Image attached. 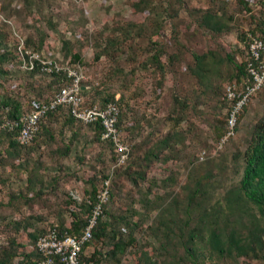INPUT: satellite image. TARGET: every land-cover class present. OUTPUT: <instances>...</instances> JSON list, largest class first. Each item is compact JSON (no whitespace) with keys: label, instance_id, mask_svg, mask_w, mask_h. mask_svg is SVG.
<instances>
[{"label":"trees","instance_id":"16d2710c","mask_svg":"<svg viewBox=\"0 0 264 264\" xmlns=\"http://www.w3.org/2000/svg\"><path fill=\"white\" fill-rule=\"evenodd\" d=\"M43 2L23 0L19 12L26 17L38 13L51 32L62 33L55 20L59 11L51 4L41 8ZM192 2L130 1L133 12L145 17L107 24L91 61L78 50L85 43L83 34L71 38L63 33L59 51L46 50L49 36L37 19L32 26L38 37L22 33L25 50L39 56L32 69L22 67L14 28L8 20L0 21V122L15 124L0 130V208H8L0 210V264H41L46 257L38 249V239L54 230L60 237H80L98 204L92 237L82 248L87 264H264V84L237 113L235 133L222 142L238 100L228 99L227 87L245 89L253 83L250 63L258 67L250 46L255 39L264 41V0ZM231 34L236 35L234 44L226 40ZM40 59L86 74L84 107L104 109L117 103L120 137L130 144L125 162H118L113 139L103 138L101 120L83 123L69 106L42 118L29 143L19 141L22 118L32 102H50L69 82L65 71L49 70ZM139 69L152 74L153 96L144 99L147 108L155 109L152 119L146 107L143 112L135 109L124 93L117 98L114 89ZM15 80L25 83L10 87ZM256 97L262 113L242 132L243 120L256 109L251 104ZM60 117L72 136L55 152L50 148L57 139L52 124ZM82 127L88 131L82 132ZM77 141L93 143L100 151L89 154V160ZM43 146L49 147V154L52 151V166L31 158ZM70 155L74 163L65 161ZM72 164L77 170L70 172ZM161 166L167 176H150ZM48 167L58 172L49 176L50 184L43 171ZM183 168L186 181L178 192ZM17 169L26 176L20 177L19 188H13ZM76 176L83 183L78 185L79 198L60 184ZM107 179L109 196L101 202L99 193ZM17 180L18 176L14 183ZM220 189L224 193L216 200ZM37 205L46 212L35 213ZM22 232L27 242L21 240ZM52 259L50 264H64L58 256Z\"/></svg>","mask_w":264,"mask_h":264},{"label":"rangeland","instance_id":"374dc122","mask_svg":"<svg viewBox=\"0 0 264 264\" xmlns=\"http://www.w3.org/2000/svg\"><path fill=\"white\" fill-rule=\"evenodd\" d=\"M132 0H44L43 3H41L40 7L45 8L48 6V4L52 5V9L57 12L59 11L58 15H56L55 20H59V31L62 33L57 32H51V30L46 25V22L44 20L40 19V15L36 13L34 16L26 17L23 13L19 12V10L22 7L23 0H13V3H11V0H0V21L8 20V22L12 25L14 28V36L19 39L18 36H20L22 39L24 38L22 33L26 36H39L37 33V30L32 26L33 22L37 19H39L38 24H40L43 28H45L46 32L48 33V39L45 43V48L49 49V52L51 51H59L61 46L60 37L63 35V33L71 38H76L78 34H83V37L85 38L84 46L80 50V52L84 55L85 59L88 61H91L94 59V54L96 51V42L97 38L100 35V31L107 25L111 24L115 20L123 19V20H138L143 19L145 17V14H135L133 12V9L129 7V2ZM210 0H193V5H198L202 3L208 4ZM258 0H256L257 2ZM76 4V6L74 5ZM9 7H11V11H9ZM37 9V6H36ZM4 12V13H3ZM36 12V10H35ZM7 16H6V15ZM9 16V17H8ZM75 29V30H74ZM77 31V33H76ZM228 43L236 42V35L231 34L227 36L226 38ZM46 53V51H44ZM58 56L61 57L60 53H56ZM47 55V54H46ZM20 84H24V81H13L10 84V87L12 86H18ZM21 86V85H20ZM117 91V98L120 97L122 93H124L126 99L129 101V103L135 108H140L139 111L143 112L146 105H144V99L146 98H152V90H153V81H152V74L150 72L144 71V70H137L136 74L133 75L132 78H130L127 82H119L115 86ZM144 96H143V95ZM143 96V97H142ZM252 106H254L256 109H250L249 114L247 117L243 120V131L247 128L246 124H249L251 120H254L255 116H259L262 113L263 108L261 107L262 104L259 103L258 97L254 98L251 102ZM142 109V110H141ZM145 112L147 113L148 117H151V114L155 113V109L152 107H146ZM163 114V113H162ZM162 116V115H161ZM152 119V117H151ZM153 122L157 123L155 119H153ZM158 124V123H157ZM53 130L56 134V141H54L53 146H50V148L55 149L62 146V142L66 141L68 142L69 139L72 136V132L70 129H68L66 126H64V119L63 117H60L56 122L52 124ZM203 128H207L206 125H202ZM166 128H170L169 124H166ZM88 131L87 128L82 127V132ZM64 132V136L60 133ZM65 140H64V139ZM141 139L143 137L141 136ZM129 147L130 144L128 143ZM76 146L78 147V150L82 149V152L88 154L87 158H90L89 160H92L93 156L97 155L100 151V148L98 146H95L93 143L84 145V142H78L76 143ZM85 147V150L83 147ZM42 148V149H41ZM39 153L31 155V158L33 160H36L40 158V161L42 164H49L52 166L54 164V157L51 156L49 152V147H41ZM56 152V151H55ZM93 154V156L90 155ZM59 159H62L59 157ZM226 159V157H225ZM228 159H231V154L228 156ZM217 161H220L221 158L217 157ZM66 162H73L74 161V155H70V157L66 158ZM74 163V162H73ZM161 165V164H159ZM48 166V165H47ZM72 169L70 172L76 171L77 167L76 165L72 164ZM81 169V168H80ZM85 172H87L89 175L92 174V171L89 169V167L83 168ZM17 172H14V179L13 181V188L17 186L16 188H19L21 186V176H26L25 173H21L19 169L16 170ZM44 178H46V182L50 184L52 181V174L58 173L56 169L49 170L48 168H45L44 170ZM182 176H180V184L176 185V189L178 192L183 191L181 188V185H183L186 181L185 173L186 170L182 169ZM63 174V173H59ZM168 171L166 172L165 169L161 166L158 169H152V172L150 173V176L157 177L159 179L164 178L167 176ZM18 176V180L16 183H14V180ZM62 176V175H61ZM48 177V178H47ZM79 178L74 177L71 180H61L60 184L67 189L72 190V194L79 198L80 191L78 185L83 186V183L81 181H78ZM46 183V184H47ZM47 184V185H48ZM12 187V185L10 184ZM40 186V184H39ZM49 186V185H48ZM51 186V185H50ZM5 194H2V199L6 201L8 199L7 196V187H4ZM45 190H48V187L45 188ZM224 193V189H220L217 191L216 200L221 198V194ZM49 197V195H44ZM54 198H52V201ZM8 208H0V210H7ZM35 213H42L44 214L46 211L40 207V205H37L34 207ZM25 213L27 212L26 209L24 210ZM17 216L21 217L22 215L19 213H16ZM15 214L13 216H16ZM15 218V217H14ZM145 239L149 238L148 233L144 234ZM21 240L26 241V233L22 232L21 234ZM27 242V241H26Z\"/></svg>","mask_w":264,"mask_h":264},{"label":"built area","instance_id":"2783aa9c","mask_svg":"<svg viewBox=\"0 0 264 264\" xmlns=\"http://www.w3.org/2000/svg\"><path fill=\"white\" fill-rule=\"evenodd\" d=\"M18 37L20 38L19 50L23 57L22 67L32 69L35 60L39 59V56L36 53L25 50L24 40L20 36ZM250 50L258 67L256 64H253V62L250 63L249 71L253 83L246 86L245 89L237 90L232 85H228L227 87L226 92L228 99L235 100L238 98V100L230 114L228 133L222 139V142L235 133L237 113L242 109L243 105L248 102L249 98L255 95L257 90L264 84V41L255 39L251 43ZM42 62L49 65V70L55 68L56 70L65 71L68 75L69 82L56 93L55 97L50 102L45 104L35 100L32 102L30 111L23 115L22 120L24 126L18 136L19 141L23 144L29 143L34 138L38 130V124L42 118L46 117L49 112L56 110L60 106H69L72 115L83 123H91L100 119L104 126L103 138L113 139L120 153L118 162H125L128 158L130 147L128 144H125L120 137V131L117 126L119 114L117 103L110 102L104 109H100L97 106L92 108L84 107L82 82L86 79V74L82 70H77L71 66L57 64L53 60H43ZM13 123L14 122L10 120L0 122V130L7 127L12 129L15 125ZM108 185L109 179L105 181L104 188L101 189L99 193L101 202L106 201L109 196ZM100 210L101 205L98 204L94 216L90 220L85 232L80 237L71 235L60 237L55 230L42 235L37 241V246L46 259H44L41 264L52 263V256L60 257L64 264H87L82 260V248L83 244L92 237V229L96 223Z\"/></svg>","mask_w":264,"mask_h":264},{"label":"water","instance_id":"95a60500","mask_svg":"<svg viewBox=\"0 0 264 264\" xmlns=\"http://www.w3.org/2000/svg\"><path fill=\"white\" fill-rule=\"evenodd\" d=\"M86 88V86H83V89H85Z\"/></svg>","mask_w":264,"mask_h":264}]
</instances>
